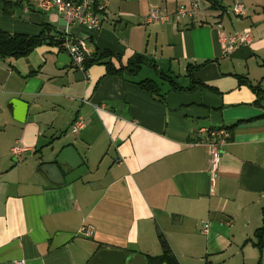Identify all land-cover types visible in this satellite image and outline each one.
Masks as SVG:
<instances>
[{
  "label": "crops",
  "instance_id": "1",
  "mask_svg": "<svg viewBox=\"0 0 264 264\" xmlns=\"http://www.w3.org/2000/svg\"><path fill=\"white\" fill-rule=\"evenodd\" d=\"M98 1L100 28L70 27L69 37L89 54L113 52L116 68L143 55L136 71L106 74L97 62L85 78L62 44L0 58V264H91L102 248L154 256L159 235L179 264H264V234L259 250L254 233L264 208V0H239L241 15L224 11L237 0H217L224 10L194 0L196 16L163 24L145 22L150 9L192 0ZM44 27L63 34L65 24L53 9L0 0V29ZM241 32L247 43L228 49L224 36ZM76 117L85 125L72 139ZM219 128L229 137L211 179L206 131ZM67 145L75 168L55 161ZM57 233L72 236L51 248Z\"/></svg>",
  "mask_w": 264,
  "mask_h": 264
},
{
  "label": "built area",
  "instance_id": "2",
  "mask_svg": "<svg viewBox=\"0 0 264 264\" xmlns=\"http://www.w3.org/2000/svg\"><path fill=\"white\" fill-rule=\"evenodd\" d=\"M28 5L39 11L55 10L57 15L62 18L65 24L63 30L64 41L62 46L69 53L71 62L74 67L82 71L84 77L88 76L87 68L84 66L85 59L89 56V52L84 46L82 39H71L69 37L70 27L84 26L89 29L97 30L100 28L102 18L105 15L104 4L98 0H25ZM198 3L194 0L188 4H179L173 11L166 12L155 7L150 9L149 13L145 17L146 23L163 24L169 22H178L183 17H194L198 11ZM225 12H231L235 15L243 14V5L239 0L235 1L229 10ZM220 26V24H218ZM224 41L227 42L228 49L233 48L236 45L247 43L248 32L235 33L229 36H224ZM85 121L80 117H76L69 126V130L73 133H77L79 129L84 127ZM204 131V129H201ZM209 139L205 142L208 148L209 154V172L210 177L213 179L217 167V163L220 155V147L229 137V133L224 128L210 129L206 131ZM22 147H12L14 154H19L22 151ZM209 224L207 221H201L200 232L207 233ZM92 227L82 225L80 233L85 236L92 234ZM12 264H25L23 259L13 261Z\"/></svg>",
  "mask_w": 264,
  "mask_h": 264
},
{
  "label": "trees",
  "instance_id": "3",
  "mask_svg": "<svg viewBox=\"0 0 264 264\" xmlns=\"http://www.w3.org/2000/svg\"><path fill=\"white\" fill-rule=\"evenodd\" d=\"M210 3V7L213 9L224 10V7L218 3L217 0H207ZM14 4H18L15 2ZM28 4V3H27ZM8 7H10V1H3L2 11L8 13ZM56 33V34H55ZM64 41V33L54 32L50 34V28L44 27L38 35H27L24 33H9L5 30L0 29V58L5 57H21L31 52L36 46L41 44H54L61 45ZM113 52L109 50L98 51L89 56L84 61V66L87 68L92 63H101L105 66L106 74H121L122 71H136L142 62L147 59L143 55L134 54L130 57L126 63V66L120 65L116 68L111 62L110 58ZM132 71V72H133ZM139 85L147 91L153 93L157 91L156 83L149 79L144 78L138 82ZM254 90L258 91L256 87ZM256 241L255 244L259 250L262 247V238L264 234V208L261 211V224L255 230ZM160 253L154 256L146 255L148 264H179L176 257L171 251V248L163 235L158 236Z\"/></svg>",
  "mask_w": 264,
  "mask_h": 264
},
{
  "label": "water",
  "instance_id": "4",
  "mask_svg": "<svg viewBox=\"0 0 264 264\" xmlns=\"http://www.w3.org/2000/svg\"><path fill=\"white\" fill-rule=\"evenodd\" d=\"M67 161L75 168L81 161L79 155L72 145L63 147L56 155L57 163ZM72 233H57L53 238L51 248H56L68 240ZM91 264H148L146 255L137 252L125 253L121 249H99L90 260ZM165 264V263H163Z\"/></svg>",
  "mask_w": 264,
  "mask_h": 264
},
{
  "label": "rangeland",
  "instance_id": "5",
  "mask_svg": "<svg viewBox=\"0 0 264 264\" xmlns=\"http://www.w3.org/2000/svg\"><path fill=\"white\" fill-rule=\"evenodd\" d=\"M1 11H2V8H1ZM2 12H3V11H2ZM3 13H4V12H3ZM16 17L19 18L17 15H16ZM17 18H16V19H17ZM24 18H25V16L20 15V19H24ZM189 19H190V18H187V17H186V18L180 19L181 21H180V20H179V21H180V23H181V22H183V21H187V20H189ZM78 132H79V131H78ZM78 132H77V133H78ZM77 133H73V132H71V131L69 130V131H68V136H69V138H72V139H73L74 137H76V134H77ZM76 138H77V137H76ZM200 235H201V234H200ZM201 245H202V242H201ZM198 253H200V250H198L196 254H198ZM253 261H254V259L251 260V262H253Z\"/></svg>",
  "mask_w": 264,
  "mask_h": 264
}]
</instances>
